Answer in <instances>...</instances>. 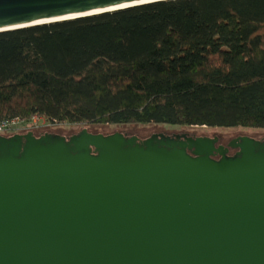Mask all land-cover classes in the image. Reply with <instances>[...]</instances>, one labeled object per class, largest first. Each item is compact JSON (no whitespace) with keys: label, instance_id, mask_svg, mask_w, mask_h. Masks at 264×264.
Wrapping results in <instances>:
<instances>
[{"label":"water","instance_id":"water-1","mask_svg":"<svg viewBox=\"0 0 264 264\" xmlns=\"http://www.w3.org/2000/svg\"><path fill=\"white\" fill-rule=\"evenodd\" d=\"M157 1L0 0V32ZM183 130L148 126L131 147L119 132L133 127L71 139L95 156L29 136L0 157V264H264V150L242 134L217 161L213 140Z\"/></svg>","mask_w":264,"mask_h":264},{"label":"trees","instance_id":"trees-1","mask_svg":"<svg viewBox=\"0 0 264 264\" xmlns=\"http://www.w3.org/2000/svg\"><path fill=\"white\" fill-rule=\"evenodd\" d=\"M264 128V0H163L0 32V122Z\"/></svg>","mask_w":264,"mask_h":264},{"label":"flooded vegetation","instance_id":"flooded-vegetation-1","mask_svg":"<svg viewBox=\"0 0 264 264\" xmlns=\"http://www.w3.org/2000/svg\"><path fill=\"white\" fill-rule=\"evenodd\" d=\"M49 122V125L51 127H48L47 129H41L38 127L30 128L26 124V126L23 127H16L15 124H12L5 128L4 130L0 131V157H6L10 155L16 148L21 149L19 156L21 157L23 155V149L25 145L29 142V136L34 137L36 140H42V143L44 145H50L57 142H62L67 145V148L74 154H82L85 152L91 153L92 155H97V153L94 152V149H91V147L87 149L77 150L73 144H70V141L73 137H81L82 132L84 129H87L88 133L96 135V134H103L105 137H108L110 135H113L117 133L116 131L113 133H99L97 131L90 130V128L83 126L77 128H66L61 123L57 122ZM27 124H30L31 122H25ZM68 124V123H67ZM74 125V124H69ZM14 127V128H13ZM69 127V126H68ZM122 134V137L125 139L124 147H131L135 146L136 144H140V141L148 140L153 137L149 136L147 138L140 139L134 135H129L126 132H119ZM175 133H187L192 134L195 137H203L205 139L213 140V146L211 147L212 152L210 153V157L214 160H221L222 157L225 155L227 158H236L239 155L240 148H232L230 147V142L233 139L244 137L245 135H242L240 133L230 132V131H224L217 128H202V127H194L188 130H183L180 132ZM174 133H170L168 135H173ZM236 134V135H234ZM252 138V137H250ZM255 140V147L258 150H264V138L263 136L252 138ZM163 142H166V140H163ZM153 144L163 146L168 149H179L180 146L176 143L174 145H163L160 141V138H156L153 141ZM220 146H222L220 148ZM188 154L195 157L192 152L187 149L186 150Z\"/></svg>","mask_w":264,"mask_h":264},{"label":"rangeland","instance_id":"rangeland-1","mask_svg":"<svg viewBox=\"0 0 264 264\" xmlns=\"http://www.w3.org/2000/svg\"><path fill=\"white\" fill-rule=\"evenodd\" d=\"M30 124L27 123H17L15 124V128L18 127H23V126H28L30 128H41L43 129H47L48 127H51V125H49V122L43 118H34L32 120H30ZM26 124V125H25ZM62 125H64V127L70 129L72 128H77L80 127L82 125L79 124H74V125H69L67 123H61ZM69 126V127H68ZM83 126H86L88 128H90V130H114V129H119V128H125V127H133V135L143 139L146 138V127L150 126V127H158V128H171V129H191L192 128H196V127H202V128H207V126H191V127H187L184 125H177V124H167V123H149V124H136V123H120V124H84ZM14 128V127H13ZM212 128V127H211ZM220 130H224V131H230V132H235V133H241V134H245V135H249L252 137H264V128H251V127H237V128H217Z\"/></svg>","mask_w":264,"mask_h":264},{"label":"built area","instance_id":"built-area-1","mask_svg":"<svg viewBox=\"0 0 264 264\" xmlns=\"http://www.w3.org/2000/svg\"><path fill=\"white\" fill-rule=\"evenodd\" d=\"M20 122L24 123L25 120L22 119V118H16V119H13V120L0 122V131L4 130L5 128H7L8 126H10L12 124H17V123H20Z\"/></svg>","mask_w":264,"mask_h":264}]
</instances>
